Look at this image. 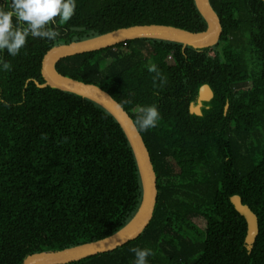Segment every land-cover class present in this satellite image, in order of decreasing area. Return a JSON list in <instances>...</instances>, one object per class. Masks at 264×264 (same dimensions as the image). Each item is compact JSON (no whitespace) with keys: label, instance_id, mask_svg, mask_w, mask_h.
Segmentation results:
<instances>
[{"label":"trees","instance_id":"obj_1","mask_svg":"<svg viewBox=\"0 0 264 264\" xmlns=\"http://www.w3.org/2000/svg\"><path fill=\"white\" fill-rule=\"evenodd\" d=\"M10 3L0 0V8ZM76 3L66 23L56 17L49 25L59 30L54 41L29 35L18 55L0 51V63L10 65L0 69V264L105 238L128 224L143 200L121 125L90 98L46 85V53L138 24L207 27L194 0ZM210 3L221 22L211 46L140 37L55 63L61 74L100 86L123 106L157 178L152 218L137 237L62 264H134L135 247L152 250L148 264H264V0ZM153 64L162 85L148 70ZM203 84L213 96L198 114L192 106ZM152 104L160 119L141 130L139 109ZM235 196L257 215L252 247Z\"/></svg>","mask_w":264,"mask_h":264},{"label":"water","instance_id":"obj_2","mask_svg":"<svg viewBox=\"0 0 264 264\" xmlns=\"http://www.w3.org/2000/svg\"><path fill=\"white\" fill-rule=\"evenodd\" d=\"M194 1L197 9L207 23V27L203 31L193 32L166 24H138L115 29L91 38L59 44L51 48L44 56L42 74L46 85L72 91L90 98L108 110L119 122L137 160L142 181L143 200L140 209L133 219L117 232L96 241L62 250L31 254L24 260L23 264H62L109 251L137 237L150 222L157 197V178L150 153L132 117L117 100L100 86L61 74L56 70L55 63L68 55L100 49L127 39L140 37L176 41L195 47L211 46L219 38L221 31L220 19L213 9L210 0ZM212 96L213 91L210 86L203 84L199 90L198 104L192 106V111L200 114L201 101H208ZM232 201L237 210L246 217L248 224L246 243L248 247H252L259 232L257 215L248 207L243 206L237 196L233 197Z\"/></svg>","mask_w":264,"mask_h":264},{"label":"clouds","instance_id":"obj_3","mask_svg":"<svg viewBox=\"0 0 264 264\" xmlns=\"http://www.w3.org/2000/svg\"><path fill=\"white\" fill-rule=\"evenodd\" d=\"M76 0H11L9 8H0V51L6 50L10 56H16L31 35L36 38L55 40L59 33L50 24H55L56 17L59 23H66L75 13ZM15 17V23L13 22ZM8 62L0 63V69L9 70ZM149 72H155L161 85L164 77L156 65L149 66ZM160 119V112L155 104L143 106L139 109L136 123L141 130L155 128ZM135 254L134 264H148L151 256L149 248H132Z\"/></svg>","mask_w":264,"mask_h":264},{"label":"rangeland","instance_id":"obj_4","mask_svg":"<svg viewBox=\"0 0 264 264\" xmlns=\"http://www.w3.org/2000/svg\"><path fill=\"white\" fill-rule=\"evenodd\" d=\"M200 109H201V107H200ZM195 222L198 224V225H200L201 227H205V220L204 219H202V218H195Z\"/></svg>","mask_w":264,"mask_h":264},{"label":"bare ground","instance_id":"obj_5","mask_svg":"<svg viewBox=\"0 0 264 264\" xmlns=\"http://www.w3.org/2000/svg\"><path fill=\"white\" fill-rule=\"evenodd\" d=\"M58 32H59V30H58ZM163 52V51H162ZM212 52V51H211ZM189 105V104H188ZM208 184V183H207ZM214 184V183H213ZM206 185V184H205ZM216 186V185H215ZM232 188V187H231ZM206 189H207V187H206ZM201 190V189H200ZM228 194V193H227ZM260 217V216H259ZM260 219V218H259ZM224 227V226H223ZM230 227V226H229Z\"/></svg>","mask_w":264,"mask_h":264}]
</instances>
